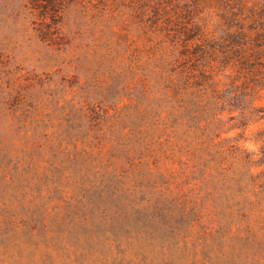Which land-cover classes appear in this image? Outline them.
Here are the masks:
<instances>
[{"label": "trees", "instance_id": "16d2710c", "mask_svg": "<svg viewBox=\"0 0 264 264\" xmlns=\"http://www.w3.org/2000/svg\"><path fill=\"white\" fill-rule=\"evenodd\" d=\"M160 31L138 50L136 76L117 93L57 71L27 79L23 94H5L4 102L20 98L23 110L13 114L33 127L30 138L53 127V152L65 164L32 172L19 170L21 158L10 172L12 158L4 155L0 206L15 207L4 211L8 222L19 213L41 221L44 206L27 210L24 201L37 202L42 187H62L72 175L91 219L135 220L168 232L159 246L190 254L192 264H264V130L253 129L264 113L252 94L261 83L257 66L240 60V36ZM236 61L240 72L231 71ZM124 93L132 95L124 109L108 104ZM36 144L28 150L37 151Z\"/></svg>", "mask_w": 264, "mask_h": 264}, {"label": "rangeland", "instance_id": "374dc122", "mask_svg": "<svg viewBox=\"0 0 264 264\" xmlns=\"http://www.w3.org/2000/svg\"><path fill=\"white\" fill-rule=\"evenodd\" d=\"M158 28L171 36L187 28L221 39L228 33L242 37L240 60L257 66L253 72L261 83L252 94L256 91L257 104L264 107V0H0V159L12 158L7 169L17 170L21 158L19 170L32 172L60 170L65 164L53 152V127L43 137L30 138L33 133H26L33 127L13 114L23 110L20 98L4 102L7 92L23 94L27 79L61 71L68 79L78 75L98 81L101 91L117 93L124 80L136 76L135 56L156 41ZM234 70L241 71L238 61ZM128 97L124 93L114 102L109 97L108 104L124 109ZM260 114L253 121L255 131L264 130ZM118 117L122 124L123 112ZM33 143L37 151L28 150ZM70 177L62 187L58 182L42 187L37 202L24 201L27 210L44 206L41 221L19 213L8 222L4 211L15 207L0 206V264L193 263L190 254L169 249L166 242L159 246L170 239L168 232L145 229L135 220L104 224L99 217L89 218L84 193Z\"/></svg>", "mask_w": 264, "mask_h": 264}]
</instances>
